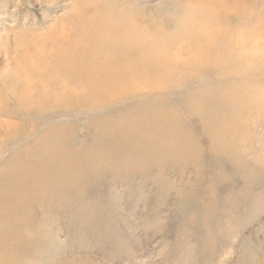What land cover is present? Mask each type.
<instances>
[{"label":"rangeland","instance_id":"1","mask_svg":"<svg viewBox=\"0 0 264 264\" xmlns=\"http://www.w3.org/2000/svg\"><path fill=\"white\" fill-rule=\"evenodd\" d=\"M211 1L228 36L257 57L244 59L254 70L184 71L183 40L174 70L149 50L157 90L88 83L66 105L20 104L25 70L14 66L34 46L41 61L59 55L55 35L83 36L93 22L121 44L136 24L133 35L156 45L165 38L155 30L167 36L192 5L206 12ZM252 4L257 17L240 27L224 11ZM73 40L63 47L74 50ZM249 48L264 52V0H0V80L14 71L19 86L0 87V264H264V57ZM46 64L55 76L65 66Z\"/></svg>","mask_w":264,"mask_h":264},{"label":"bare ground","instance_id":"2","mask_svg":"<svg viewBox=\"0 0 264 264\" xmlns=\"http://www.w3.org/2000/svg\"><path fill=\"white\" fill-rule=\"evenodd\" d=\"M216 6H219V4L216 1H211L208 10L205 12L203 6L194 7V5H192V8H190L184 16V20L183 18L181 19L183 20L181 22L178 20L176 26L170 30L171 32L168 30L169 34L167 33V36H165L166 32L163 29H158L153 32L152 35L165 38L160 39L161 43H156V45H152L147 41V35H140L137 38L133 35L135 27L137 28V31H141V28L137 27L136 24H128L129 26L126 33L131 38L126 39L127 44L117 43L112 39L115 36L114 33L104 29L101 24H95L94 22L90 28L84 29L83 32L85 35L83 36L82 33L80 36H71V31L67 30L65 39L57 38L56 35L53 37L54 42L58 45L57 47H61L59 55L55 53L53 54L50 50L47 53L45 50L47 53V59L41 61L38 52L39 49L41 50L43 47L34 46L32 53L24 55L25 58H21L20 61L16 60V65L14 67H19L25 70L23 81H20V89L19 86L17 87V81L13 77L15 75L14 71H12L13 74L9 72L10 76L7 72L1 75L3 79L0 80V87L4 88L5 95L15 94L17 93L15 91L18 89L19 91L25 90L24 94H18V99L20 104L27 109L31 108L33 103L38 105V108L40 109L49 107V105L52 104H58L59 106L66 105L71 99H73V101L78 100L79 95L75 94L77 90L74 89H78L79 87L80 90H82V87L80 86L87 87L88 83L91 84V88L104 89V91H116L118 87L123 85V90L126 91L131 86H134L133 88H136L137 91H154L163 86L159 82L160 78H155L151 75L157 67L155 65L152 66L153 62L149 61V50L151 48H156L158 53H162V58L165 61L167 69L172 63L176 62L177 58L173 50L176 51L175 46L180 44L179 41L183 40H186L187 42L185 43L186 52L184 54L183 66H181V68H184V71L198 72L210 64L216 65L217 71H219L221 75H228L229 72L237 71L242 74L243 72H246V70H254L257 68L255 67L256 65L251 67L244 62L245 55H249L246 52L243 53L244 49H248L247 44H240L241 42L238 41L234 42L232 37L230 35L228 36V34H230L229 26L226 24L225 18L220 19L219 17L221 16L217 15L215 10ZM253 6V4L250 7L239 5L234 8L229 7L227 10L225 8L224 11L227 14L232 11L237 13L238 18L236 19V27H240L241 24H251L252 20L257 17L254 8H251ZM115 18L116 17L113 16L103 17L101 20L108 21ZM126 19L130 22L133 21L134 18L130 15ZM64 28L65 27L60 28L62 33L66 31ZM68 28L70 27L68 26ZM231 34L233 35V33ZM69 39H74L72 41L76 47L74 50H69L68 48L63 47L64 44L69 42ZM249 49L255 52L259 51L261 56L258 60L260 61L262 58L261 62H263V50L258 48ZM137 54H139L140 57V65L136 68L133 60ZM36 55L38 56L36 57ZM249 56L255 57L254 54H250ZM133 57L134 59H132ZM51 60L62 61L65 64V66H61L62 68L56 76L50 71L52 70L51 65L46 64L51 62ZM45 69L47 71H44ZM169 69L174 70L173 67H170ZM78 71L84 73L83 77ZM176 71L179 72L181 70L178 68ZM138 73H143L140 80L117 78L118 74L136 75ZM44 75L46 76V79L48 78V81L56 80L60 83L58 91H56V88H50L49 85H45L43 82ZM30 83L37 89H40L41 86L45 85L42 90H37L38 97L33 98V95H31V93H35L36 90H33L31 93L29 92L32 87L30 86ZM70 84L73 87L72 90L68 87ZM2 98L4 97L0 94V102L3 100ZM200 99V97L195 98L194 101L197 102ZM5 123L3 121L0 122L1 125H4ZM5 134L7 135V133ZM20 169H22L21 166Z\"/></svg>","mask_w":264,"mask_h":264}]
</instances>
